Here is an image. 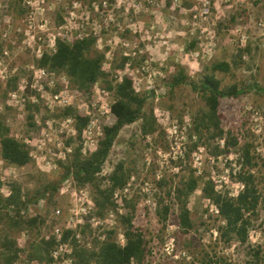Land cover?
Returning <instances> with one entry per match:
<instances>
[{"label": "trees", "instance_id": "16d2710c", "mask_svg": "<svg viewBox=\"0 0 264 264\" xmlns=\"http://www.w3.org/2000/svg\"><path fill=\"white\" fill-rule=\"evenodd\" d=\"M22 1L11 2L9 9H13L18 15L24 14L25 9L22 8ZM171 3L172 0H169L168 6ZM232 20H235V17H232ZM62 22V16L58 14V24ZM129 34L127 31L122 35V38H128ZM98 41L99 38L92 35L82 40L75 39L72 42L57 38L56 51H45L42 57L36 60L38 67L66 76L70 90L75 96L80 98L90 94L93 87L99 83L112 94L113 102L109 119L102 123L103 137L97 150L90 156H82L80 148H77L70 160L61 163L62 170L58 180H49L45 173L38 171L30 175L33 182L31 188L16 181L10 184L11 194L8 197H3L0 194V226L2 229L0 259L5 264H13L23 252L19 247L17 235L24 231L41 233V229L45 225V218L42 215L30 217L27 214L22 215L21 210L27 209L31 205H37L41 200H46L49 205L56 203V196L61 185L70 175H73L79 186L92 187L97 207L96 215L104 217L108 209L115 207L114 192L127 185L132 175L136 173L132 162L121 159L114 165L111 172L104 174L106 162L125 127L141 121V135L144 139L147 136L154 137L156 134L160 138L166 136L167 132L163 128L164 122H159L161 117L156 114L153 106H149L150 96L138 92L131 77L124 75L122 81H117L114 77L125 69L131 57L121 56L119 58L115 55L112 67L107 70L104 63L107 61L106 57L110 48L106 47L104 50H100ZM192 46H194L193 43ZM2 52L3 49L0 50V54ZM247 53H251L250 46L239 48L231 62H212L196 78L187 72L185 66L180 65L174 74L164 79V83L167 82L168 93L172 98L177 89L188 85L201 97L204 103L203 107L191 116L189 138L192 141L193 137H196V140L192 141L189 146V151L186 154L187 162L199 145L206 146L209 153L216 158L224 154L230 155L238 150L236 174L238 181L244 185L243 190L237 196H231L228 192L219 193L214 181L208 178L207 174L197 176L196 171L189 166L187 167L189 169L187 177L183 178L179 184L173 185V179L168 177H164L158 182L160 192H164L165 196H157L156 213L160 217L161 223L165 224L173 207L177 205L180 232L183 237L192 236L197 226L192 218L190 199L202 184L203 198L207 202L205 211L208 213L210 204L216 205L219 209L217 220L220 221V224L215 229L224 244L230 246L234 241L240 242L242 246L246 247L247 254L250 256L247 263L262 264L264 249L249 244L250 234L254 229V218L259 216L261 209H264V192L261 191L259 179L254 172L259 164L253 153V144L249 142L241 144L242 130L225 129V115L221 111L224 99H237L245 93L243 83L237 81L235 70L244 64L243 56ZM146 58V55L141 56V60H137L135 65H141ZM219 73L231 77L234 82L224 85ZM19 78L20 74H15L6 82V89L2 96L4 104L7 102L9 92L19 88ZM152 93L155 94L154 90ZM169 109L172 111V106ZM13 111H15L13 107L5 105V110L0 113V156L8 165L14 167H34L35 164L30 156V147L12 136L11 128L6 123L9 113ZM25 111L27 113V134L30 135L32 132L39 134L46 120L51 116L43 115L40 125L36 123V113H41L39 105L28 102ZM53 116L55 118H74L78 137H81L83 129L89 121V118L74 106L65 107ZM178 120L181 124L184 122L181 115ZM69 141L71 142V139ZM221 141L224 142L223 147L220 144ZM173 193L175 201L172 200ZM126 206L128 210L121 217L126 245L120 246L115 241L116 232L113 230L107 232L104 241L96 239L95 246L91 249L77 245L73 237L75 264H131L132 260H135L137 264H149L156 255L152 245L153 240L148 239L145 231L134 224L136 212L134 200L127 201ZM10 207L14 208L13 214L8 210ZM202 225L205 224L202 223ZM89 230L90 226L86 225L83 228V233L87 234ZM73 234V230L64 229L62 240L68 241ZM55 244L54 236H50L49 239L42 238L38 242H31L27 258L39 262L50 261V252ZM183 245L187 249L191 248L193 239H189Z\"/></svg>", "mask_w": 264, "mask_h": 264}, {"label": "built area", "instance_id": "2783aa9c", "mask_svg": "<svg viewBox=\"0 0 264 264\" xmlns=\"http://www.w3.org/2000/svg\"><path fill=\"white\" fill-rule=\"evenodd\" d=\"M40 3H44L45 0H38ZM133 10L137 15L142 7L140 0H133ZM164 0H146L144 6L148 8L160 7L163 5ZM223 4L231 5L232 0H218ZM82 2V1H81ZM81 2H74L68 9L67 15L63 16V22L59 26L54 27L55 31L51 32L48 28V21L41 19L38 22L37 15L43 17V12L37 14L36 3L27 2L29 10L26 11L25 25L26 29L22 32V43L25 48L32 52L33 61L27 66V75L19 78V88L15 91L9 92L6 104L0 106V113L5 110V105L13 107L17 112L22 114L26 113V104L31 102L41 107V113H36V123L42 124L43 115L47 114L51 116L43 125L39 134L26 132V121L23 125L21 132L11 135L16 139L23 141L30 147V156L33 159L34 164L39 170L44 173H52L62 170L61 163H65L74 154L77 148H80L81 154L84 157L90 156L97 150L99 142L103 137V121H107L111 114V104L113 102L112 94L105 89L101 84L97 83L90 94L83 95L80 98L75 96L70 90V84L66 76L50 72L46 68L38 67L36 60L40 59L45 51H56V40L61 38L65 41L72 42L75 39H84L90 35L98 37V48L100 46L103 35L109 31L111 26H116L115 39L109 40L103 48L109 47L110 50L107 53V61L104 63L105 69L109 70L112 67L117 46L123 49L121 56L131 57V60L125 66L123 71L118 72L114 77L117 81H122L123 76L127 75L132 78L135 89L140 92V84L143 80L138 78L137 74L147 78L149 93L155 90L156 80L159 78L164 80L166 78L167 69V56L169 55V40L161 37L164 47L168 50L165 55L166 58L154 61L147 54L145 46L140 41L141 29L134 21V18L129 19V15L126 14L125 20H129L128 26H123L119 22L116 24L117 17H115V6L117 0L110 2L108 0H97L94 2H88V4H82ZM216 0H199L198 6L193 8H183L181 0H172V5L177 8H183L184 13L189 16L185 19V25L190 27V33L192 39L189 40V45L195 44L194 50L190 54L200 63H207L210 61L216 53L218 48L217 35L214 30H211L209 25L211 17L214 12V6ZM80 9L82 12L80 14ZM100 18L97 21L96 18H92L91 14L94 13ZM135 17V16H134ZM264 26L263 23H260ZM10 27V26H9ZM200 30V34L197 36V30ZM38 30V31H37ZM42 30V32L40 31ZM129 31L128 38H122V35ZM9 28H7L1 35V38H7ZM230 44L239 48H246L248 44V36L241 28H235L231 32ZM114 42V46L112 43ZM1 43V42H0ZM262 47L264 48V34ZM100 49V48H99ZM101 50V49H100ZM184 51V49H182ZM146 55L147 58L141 65H135L137 60H141V56ZM9 57V51L3 50L0 56V82L6 84V82L13 77L16 72L10 70L6 59ZM246 59V55L243 56ZM135 66V67H134ZM165 85V83H164ZM6 86V85H5ZM167 88V87H165ZM74 106L83 115L89 118L86 127L83 129L81 137H78V131L75 128V119L68 118H55L53 115L61 109ZM252 111V107L248 108ZM258 113H254L257 116ZM184 122L181 124L178 119H170L168 126L166 124L163 128L166 130L165 141L170 146L171 150L164 151V154L160 151L161 159L158 161L156 169L153 171L152 181L148 178L150 174V162H147L145 174L139 178L136 174H133L130 181L122 188H118L113 195L114 208H110L106 211L104 217L96 215L97 207L95 205L94 194L92 187L79 186L70 175L61 185L59 192H71L72 200L68 206L67 213H65L62 207H54L48 215L44 210L43 213L37 211L34 212V207L43 209L47 204L46 200H41L37 205H31L27 209L21 210L22 215H28L30 217H37L42 215L45 218V225L42 227L46 229L49 227V232L43 230V234L37 237L36 242L42 238L49 239L50 236L56 238V244L50 252V261L39 262L37 260H30L27 258L29 252V245L27 244V238L29 237V231H24L22 236L24 238V244H19V247L23 250L20 254V258L13 264H75L74 243L75 238L77 245L91 249L95 246V240L104 241L107 237V232L115 231V241L120 246L126 245L125 232L121 223V217L126 214L128 207L127 201L135 200L141 196L144 199V203L151 205L155 202L157 196H165L164 192H160L158 182L167 177V168L171 166V173H179L183 171V167L187 165L186 154L189 151L192 141L196 140L193 137L192 141L189 138V130L191 128V116L187 115L183 118ZM7 121H9L7 119ZM160 122V121H159ZM7 123V122H6ZM8 125V123H7ZM9 126V125H8ZM10 127V126H9ZM153 136H147L145 139L149 144H152ZM71 139V142L69 141ZM70 142V143H69ZM223 147L224 142L221 141ZM207 153L209 163L211 164V172L208 178H211L215 185L216 190L219 193H229L231 196H237L238 193L243 190L244 185L238 181L236 174L235 164L232 163V154L221 155L218 158L212 156L207 147L199 145L197 149L192 153L193 169L196 171L197 176L204 175L203 170V154ZM220 161H223V169L218 168ZM233 166L235 168H233ZM8 165L0 156V194L3 197H8L11 194L10 184L18 181L17 175L19 170L23 169ZM106 174V173H104ZM175 174V175H176ZM173 179V178H172ZM174 193L172 200L175 201ZM168 202V199H166ZM170 201V199H169ZM176 206V216L178 218V206ZM13 207L8 208L13 214ZM174 210L172 209V212ZM171 212V213H172ZM165 223L166 230L163 238L162 251L152 258L149 264H162V259L172 260L175 264H236L234 254L231 257L224 258L221 253H209L208 256L200 260L199 254L190 253L187 249L180 250L178 247V240L175 236V232L180 230L178 225L171 223L169 218ZM208 213L215 218L219 215V209L216 205L210 204ZM47 214V215H46ZM179 220V219H178ZM222 223V222H221ZM224 223V222H223ZM89 225L90 230L87 234L83 233V228ZM64 229L73 230L74 234L68 241H63ZM0 226V236H1ZM214 241L219 243L224 242L219 237L217 230H211ZM255 235V236H254ZM261 231L252 230L249 238V244L253 247H263V238L261 237ZM33 241V242H34ZM234 243V242H233ZM238 244L240 242L237 241ZM235 244V243H234ZM234 244L228 246L233 247ZM225 245V244H224ZM98 248V247H97ZM1 253V249H0ZM233 257V258H232ZM246 259L244 264H248ZM225 262V263H224ZM0 264H5L0 259ZM131 264H137L135 260H132ZM264 264V262L262 263Z\"/></svg>", "mask_w": 264, "mask_h": 264}, {"label": "rangeland", "instance_id": "374dc122", "mask_svg": "<svg viewBox=\"0 0 264 264\" xmlns=\"http://www.w3.org/2000/svg\"><path fill=\"white\" fill-rule=\"evenodd\" d=\"M15 0H0V33L2 34L7 28L9 33L7 38H1L0 35V50L7 49L9 51V57L6 62L9 65L10 70L20 74V77L27 75V66L32 63V52L27 50L22 43L23 31L27 28L25 25L26 11L29 10L27 2L36 3L37 14L43 12V17L37 15L38 22L41 19L48 21V28L51 32L55 31L58 24V14L62 17L67 15V9L74 2H81L82 4H88V0H45L44 3L38 5V0H23L22 8L25 9L24 14L18 15L13 9H9L11 2ZM110 2V0H108ZM169 0H164L163 5L160 7L148 8L144 6L146 0H140L142 7L141 11L135 15L133 0H117L115 6V17H117L116 24L119 22L123 26H128L129 20H125L126 14L130 18H134L137 26L141 29L140 41L145 46L147 54L154 61L162 58H166V52L168 51L164 47L161 37L169 40V55L167 56V69L166 77L174 74L177 67L180 65L187 68V72L197 77L201 74L205 67L210 66L212 62H231L233 55L237 54V47L230 44L231 32L235 28H241L248 36L247 46L251 47V53L245 54L246 59L243 58L244 64L237 70V81L242 82L244 86V92L241 97L237 99H224L221 105V111L225 115L224 127L226 130H242L241 144L249 142L253 144V153L257 157L258 168L254 170L260 182V189L264 192V48L262 47L264 26V0H232L231 5L223 4L221 1L216 0L214 6V12L211 17L209 25L211 30H214L217 35L218 48L213 58L207 63H200L190 54L195 48L189 45V40L192 39L190 33V27L186 26L185 19L187 16L183 8H193L198 6L199 0H181L183 8L174 7L171 3L168 6ZM27 4V5H26ZM80 14L82 9H80ZM135 16V17H134ZM92 18H96L100 21V18L94 13L91 14ZM235 17V20H232ZM10 26V27H9ZM116 26H111L109 31L103 35L99 48L104 50L103 46L109 42L110 39H115ZM38 31V30H37ZM40 31V30H39ZM42 32V30L40 31ZM57 32V31H55ZM197 36L200 34V30H197ZM114 46V42L112 43ZM184 49V51H182ZM123 49L117 46L114 51L117 57H121ZM1 56V54H0ZM223 79V84H230L234 82L229 76L218 74ZM142 83L140 84V92L148 94L150 96L149 106H153L156 114L161 117L160 122H164L166 127L168 126L170 119H178L179 115L184 118L187 115L192 116L199 108L203 107V100L197 95L190 86H185L176 90L174 97L172 98L168 93L167 82L164 85V80L157 79L155 85V94L149 93L147 78L140 73L137 74ZM5 84L0 82V106L4 105L2 101L3 93L5 92ZM172 106V111L169 107ZM252 107V111L248 108ZM184 110H181V109ZM258 113L254 116V113ZM27 114L17 112V110L10 112L6 121L11 128L12 134L21 132L23 125L26 121ZM164 117V118H162ZM163 120V121H162ZM166 137V136H165ZM164 138H160L157 134L152 138V144H149L146 139L141 135V121L125 127L110 154L108 161L106 162L104 173H109L113 169L114 165L121 159H126L133 163L136 169L137 177L141 178L146 171L147 162H150V174L148 178L152 181L153 171L156 169L158 161L161 159L160 151L164 154V151L171 150L168 147ZM236 152V153H235ZM233 152L232 163L238 167V150ZM208 154H203V170L204 174L209 175L211 172V164L209 163ZM223 161H220L218 168L223 169ZM193 168L192 156L187 162V165L183 167V171L179 173H171V166L167 168L166 175L168 178H173V185H177L181 180L187 177L189 169ZM233 168H235L233 166ZM42 172L34 167H25L19 170L17 175L18 182H22L25 187L31 188L33 182L30 179V175L37 172ZM44 173V172H43ZM49 180H58L61 172L45 173ZM176 174V175H175ZM202 184L199 189L191 196L190 207L192 210V218L196 222V231H193L192 236L193 246L189 249L184 247V242H188L191 239L189 236L183 237L180 230L177 229L175 236L178 240V247L180 250L187 249L190 253L199 254L200 260L205 258L209 253H221L224 258H230L234 254L236 264H244L248 258L247 249L245 246L238 244L234 241V245L231 248L224 245L222 242L214 241L211 230L216 228L220 221L213 215L207 213V202L203 198ZM72 200L71 192H59L56 196V203L45 204L43 209L34 207V212L43 213L47 210V214L50 215L54 207H62L67 213L68 206ZM136 212L134 224L137 227L142 228L148 239H152V245L155 252L159 254L163 248V238L166 230L164 223H161L160 217L156 213V202L151 205L144 203V199L140 197L135 198ZM173 212L169 218L171 223L178 225V218L175 214L176 206L173 207ZM209 210V209H208ZM46 214V215H47ZM211 216V217H209ZM204 223L205 225H202ZM254 230L261 231L264 247V209L259 211V216L254 218ZM49 232V227L43 229ZM29 232L27 238V244L33 242L37 237L43 234ZM255 236V235H254ZM18 244H24V238L22 234L17 235ZM233 258V257H232ZM162 264H175L172 260L162 259ZM232 264V263H227Z\"/></svg>", "mask_w": 264, "mask_h": 264}]
</instances>
